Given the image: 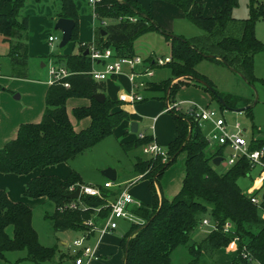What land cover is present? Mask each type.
<instances>
[{
    "label": "trees",
    "instance_id": "trees-1",
    "mask_svg": "<svg viewBox=\"0 0 264 264\" xmlns=\"http://www.w3.org/2000/svg\"><path fill=\"white\" fill-rule=\"evenodd\" d=\"M25 1L0 0V36L3 42L10 43L11 57L19 56L25 48L21 42L12 44L15 37L27 31L28 19H19ZM164 1L178 8L202 35L193 39L179 37L184 41L170 38L151 21L148 12L137 1L100 0L93 10L99 23L96 27L98 41L93 44L95 50L103 52L111 49L113 58L132 57L134 42L144 34L155 32L169 42L170 62L167 65L170 66L171 79L180 78L173 84L171 80L158 84V90L165 93L166 99L180 86L192 84L206 91L211 101H215L216 96L222 99L224 107L217 103L220 112L236 109L239 102L243 107L248 106L244 111L249 115L250 105L247 101L219 93L205 77L196 73L194 67L200 61L220 63L231 72L243 76L251 86L255 81L252 76L253 56L264 52V45L253 34L254 23L264 20V0H247V17L242 20L231 17L237 0H222L209 17L202 16V7L195 0ZM56 17L74 22L70 42L78 43L79 22L74 0H62ZM129 19L136 22L130 23ZM102 22L106 25L103 26ZM103 32L105 36H102ZM90 46L79 45L77 54L49 55L72 73L65 79L69 87L61 84L49 86L41 121L21 125L16 137L0 148V173L29 175L36 169L66 163L111 136L116 127L129 120L127 112L115 110L120 101L105 97L104 102L99 103L94 99V95L102 92L100 85L89 76L93 67ZM85 51L88 54L85 55ZM146 60L151 66V59L148 57ZM193 79L205 82L212 92ZM70 98L88 101L87 106L72 110L76 121L90 120L89 126L83 130L75 131L69 120L66 102ZM172 121L175 137L165 148L166 159L162 162L160 156L149 157L144 161L137 159L134 164L135 171L141 175L140 179L147 181L151 201L149 208L142 204L131 208L142 224L130 223L121 239L123 264H170L172 250L189 240L190 234L200 223V214L205 212L215 224V230L209 231L198 245L190 246V254L199 253L200 248L214 254L235 239L236 254L228 264H249L240 256L242 248L252 259L264 264V221L258 217V212L264 210V194L259 205L255 206L236 184L238 178L245 177L249 172L247 161L241 158L225 171L217 172L211 160L220 154V150L207 153L208 145L202 133L195 125L188 123L184 115L172 114ZM252 133L263 134V138L257 137L250 149L264 145V128ZM151 141L150 137L144 136L123 144L122 148L127 152ZM179 153L185 155L181 187L170 201L158 198L159 179ZM80 183V177L75 172L65 179L40 175L27 182L24 196L31 199L45 197L54 205V212L45 217L50 220L54 234L87 232V221L92 219L98 224L108 216L107 198L111 195L102 190L100 197L81 195L78 199H69L68 195L72 193L70 188ZM71 204L77 208L69 209ZM225 222L232 227L226 233L222 232ZM17 252H24L25 256L10 261L8 254ZM57 253V246L45 247L39 242L32 226L31 209L24 203L12 202L5 191L0 190V264H43L51 262Z\"/></svg>",
    "mask_w": 264,
    "mask_h": 264
},
{
    "label": "rangeland",
    "instance_id": "rangeland-1",
    "mask_svg": "<svg viewBox=\"0 0 264 264\" xmlns=\"http://www.w3.org/2000/svg\"><path fill=\"white\" fill-rule=\"evenodd\" d=\"M88 1L89 0H74L75 7L78 6L79 8L78 17L79 13H81L80 9L86 10V13L88 14L91 13V6ZM195 1L200 4L202 9L205 11L211 0ZM59 3L60 0H48V7L56 8L59 6ZM33 6L30 7L29 3H24L23 8L19 12V19L22 17H30L31 19L32 27L28 31L27 36H34L35 40L40 41L41 43L46 42L49 34L56 37L57 40L54 41L52 46H49L48 43V50L49 53H57L59 51L58 47L61 39V33L54 30V23L51 25L48 19L47 22L40 18L45 14L41 8L37 9V6ZM205 12L202 13L203 17L206 14H210L207 13V11ZM148 15L151 17L150 12H148ZM231 17L236 20H242L247 17V0H237V6L231 10ZM129 22L135 23L136 20H129ZM47 23H49L48 26L46 25ZM172 23L174 29L179 30L185 38L190 36L198 37L199 35H202V32L198 28L184 19L173 21ZM155 34L157 33L150 32L145 34L142 38L139 37L134 42V55H140V57H143L141 52V46L143 45L141 43L142 41L150 39L151 47L149 51H151V53H153L156 57L162 58L163 56H167L168 48L164 45L165 42H162V38H160L162 41H156L155 38H153L155 37ZM253 34L255 39L264 45V20H258L254 23ZM10 47V43L3 42L2 37L0 36V75L9 81L12 88L19 87L22 88L23 91L29 92V94L33 95L35 90L32 89L29 83H36L38 87L39 85L41 86L45 84L49 80L47 69L41 68L42 61L38 59H29L25 62L22 59H20L21 61H11L8 58ZM145 61L147 60L145 59ZM198 67L199 72H202V74L212 82L219 93L236 96L249 103V115H247L244 110L240 113L223 110L222 116L227 123L232 124L237 122L242 129H245V137L249 135L250 130L256 131L264 128V82H262L264 81V52H258L253 56L252 76L255 81L252 82L251 86L242 80L239 74L231 72L220 63L214 64L200 61ZM129 73V69L125 67L123 68L121 74L126 77L121 76L117 77L115 80L111 79L97 82L101 87L102 94L112 101L116 100L125 103L129 102L131 96V86L128 80ZM18 75L29 79L30 82L29 80L24 81L14 79V77ZM171 78L170 66L165 65L162 67H155L151 70V78L143 80L146 83L144 86V89L146 90L137 89L139 96L144 99L143 102L134 105L132 113L133 119L138 123L139 133L149 134L151 117L155 116L159 110L164 109L165 93L158 90L160 89V85L158 84L165 83L166 81L171 80ZM17 94L19 93L17 92ZM11 97L13 98V96ZM171 97V102H173V100L174 102H191L202 107L208 105L210 108L219 112L217 103L215 101H211L209 94L199 88L179 87L176 92L171 95ZM171 97L169 96L168 99H171ZM67 107L69 116L72 119V115L70 113V108L72 107L71 103H68ZM83 128L85 127H81V129ZM173 132L172 114L164 113L160 115L155 122V138L157 147L161 151H165V146L167 144L165 142ZM122 135L123 134H120L119 131L114 132L113 135L101 140L90 150L84 152L83 155L78 156V158H76L73 162L57 166L55 171L57 176L66 177L70 171L75 172L80 175L79 177H81L84 185L98 188L102 187L106 181H110L103 175L104 171L110 169L118 174V179L114 183L126 184L127 180L130 179L132 174L135 172L134 155L145 157L140 152L145 145L137 146V148H135L136 151L128 153L121 147V144H124V142L127 141V139H124ZM207 153H211V149H207ZM146 159L139 157V160L142 161ZM164 160L161 159L162 162ZM225 167L226 166L223 162L218 166H214L217 172L225 171ZM183 174L184 155L183 153H180L176 156L171 165L164 170L159 179L161 192L164 198L167 199L168 196L169 198H172L173 195H171L170 192L172 189L174 190L176 181L180 185L181 181L179 180L182 179ZM254 176L255 172L252 171L250 173V177L253 178ZM83 184L76 185L83 186ZM236 184L244 195L247 196L251 193L249 187L251 185V180H249L246 176L238 178L236 180ZM76 185L75 187H77ZM131 194H133L132 196H134V200L136 202H141L143 203L142 205L147 204L145 206L149 208L148 204H150L151 198L146 181H138L137 184L131 186ZM176 194H174V196ZM28 199L30 200L31 198ZM32 201L33 200L31 199L29 207L32 211V226L37 232L39 242L45 247L57 246L60 253L58 261L55 257L51 262L43 264H73L72 259L75 257V254L72 248H70V245L76 237V233L71 232L64 235L54 234L50 220L45 218L46 215H51L54 212V206L50 202ZM258 217L260 220L264 221V214H262V212H258ZM202 219L210 221L207 212L200 214L199 221ZM129 224L130 223L127 221L120 222L119 229L116 231L115 235L107 236L103 239L106 241L104 242L107 245L108 254H112V259L109 264H120L117 259V255L121 254V252L116 238L128 230ZM208 232L209 227L200 225L195 227L193 232L190 234L189 240L185 244L178 245L172 250L170 254V264H228L236 254L237 244L235 239H233L226 248L217 250L214 254H209L206 250L201 248L199 253L195 255L190 254V246L198 245ZM59 239L67 241L68 244L64 245V248H60L62 246L58 242ZM244 241H246V239H244ZM24 254V252H22V254L21 252L11 253L8 254V259L13 261L15 260V256H17V258H21ZM107 255H103V260ZM59 260L62 261L58 263ZM21 264L34 263L22 262Z\"/></svg>",
    "mask_w": 264,
    "mask_h": 264
},
{
    "label": "crops",
    "instance_id": "crops-1",
    "mask_svg": "<svg viewBox=\"0 0 264 264\" xmlns=\"http://www.w3.org/2000/svg\"><path fill=\"white\" fill-rule=\"evenodd\" d=\"M134 1H137V3H139V6L141 8L150 12L151 13V17H150L151 21L155 25H157L160 29H162L164 32L168 33L169 35H173V36L180 37L183 39L196 38V37H191V36L185 38L182 35V33L179 32V30L174 29V26L172 23L173 21L182 20V19L186 20V19L184 17V14L178 8L172 6V4H170L166 1H163V0H134ZM221 1L222 0H211L208 8L205 10V11H207V13H210V14L204 15V17L211 16L214 9L218 6V4ZM25 3H29L30 7H32L34 4V6H37L36 7L37 9L41 8L45 12V14H44V16H41L40 18L44 21H47V19H48L50 24L53 25V23H55V21L58 19L56 17V15L59 13V11L61 9L62 0H60L59 6L56 8L48 7V0H39V1L27 0V1H25ZM78 9L79 8L77 6L76 7L77 12H78ZM205 11L203 10L202 13H204ZM80 12L81 13H79V17H78V22H79L78 43L74 44V43L70 42L64 48L58 47L59 51L57 53H53V54L49 53L48 48H49V46H52V44L54 42L51 45L49 44V46H48V40H47L48 38L46 39V42L41 43L40 41L35 40L34 36H31V35L27 36V33L31 29L32 25H31L30 17H26L28 19L27 31L23 32L20 35V37L17 36L12 40V44L18 43V42L24 43L25 48H24V50L20 51L19 56L15 55V56L11 57L8 54V58L11 61H15V60L21 61L20 59H22L24 62L26 60H29V59H38V60L42 61L41 68H46L47 73H48V63H49V60L51 59L49 57V55L64 56V55H70V54H77L79 45H84V44L93 45L95 42L98 41V35L96 33V27L98 26L99 23L96 21V18L93 14L92 8H91L90 14L86 13V10H84V9H80ZM46 25L48 26L49 23H47ZM49 36H52V35L49 34ZM102 36H105L104 32L102 33ZM144 36H145V34L142 35L141 38ZM154 36L155 37H153V38H155L156 41H162L163 40L162 42H165L164 45L168 48V55L163 56L162 58H164V57L170 58V56H169V42L164 40V38L159 34H155ZM160 38H162V40ZM145 41H142V43H141L143 45V46H141V52L143 54L142 55L143 57H140V55H137L142 59V64L137 66L138 71H140L144 68H148L151 71L153 68L158 67L155 65H151V66L148 65V63L145 61L146 58L149 57L151 60L155 59V58H161V57L154 56L153 53H151V51H149V49L151 47V45H150L151 40L149 39V40H145ZM137 52H138V50H137ZM111 59H115V58L112 57ZM105 62H106V60H102L100 62H97L94 68L97 70H100L103 67V64ZM203 62H209V61H203ZM209 63L215 64V62H209ZM163 66H165V65H163ZM198 66H199V63L194 67L196 73H198L199 75L206 78V76H204L202 74V72H199ZM159 67H162V66H159ZM121 76L126 77L125 75H122L120 73L118 75L112 76L111 78H109L107 80H111V79L115 80L117 77H121ZM48 77H49V73H48ZM149 78H151V76L147 77V78H143V80L149 79ZM14 79L24 80V81L29 80V79H26L25 77H21L20 75L14 77ZM179 79L180 78H173V79H171L170 83L173 84ZM49 80H50V77H49ZM49 80L45 84H43L41 86L39 85V87L36 83H29L30 86L32 87V89L35 90L33 95H32V94H29V92L23 91L22 88H19V87L12 88V86H10V84H9V81L4 79V77H2L0 75V148H2L4 145H6L8 142L12 141L16 137L17 131L21 125H23V124H36V123H39L41 121L44 110H45V96H46L47 90L50 86L48 83ZM208 81L212 84V82L210 80H208ZM29 82H30V80H29ZM145 85H146V83L144 82V86ZM144 86H143V88H141V90L142 89L146 90V89H144L145 88ZM182 87H186V88L192 87V88H199V89L203 90L201 87H198V86H195L192 84H189L187 86H180V88H182ZM213 87L216 90L214 85H213ZM150 91H156V90H150ZM17 92L19 94H17ZM134 93H136L139 96V94L137 93V90L134 91ZM11 96H13V98ZM166 100L170 101V100H172V97H171V99L165 98L164 105H165ZM113 101H116V100H113ZM143 101H144V99L142 97H141L140 101H135V102H131L130 100H129V102H126V103L120 101V103H122V104H120L119 106H117L115 108V110H123V111L127 112L129 115L128 121L122 122L118 127H116L113 130V133L119 131L120 134H123L122 135L123 138L127 139V141L124 142V144L128 143V142L135 141L140 136L141 137L147 136V137H150L152 139V141L157 145L156 138H155V136H156L155 122L160 115L164 114V112H163V110H159L155 116L151 117V125L149 127V132H150L149 134L139 133L138 132V123L133 119L132 113H133L134 105H136L137 103H141ZM20 102H22V103H20ZM173 102H174V100H173ZM68 103H71L72 107L70 108V113L72 115V110L74 108L81 107V106H87L88 101L84 100V99L70 98L66 102L67 115L69 117V120H70L74 130L80 131L81 127L87 128L90 124V120L88 118L82 119L80 121H76L75 118L73 117V115H72V119L70 118L69 112H68V107H67ZM176 103H179L181 109L184 110L187 107V103H191V102H176ZM205 106L209 107L208 105H205ZM200 107H202V106H200ZM242 107L243 106H241V104L239 102L236 103V109L242 108ZM226 111H228V110H226ZM230 112H232V111H230ZM131 123L136 124V131L135 132L131 131ZM172 123H173V121H172ZM87 124H88V126H87ZM85 128H83V129H85ZM83 129H81V130H83ZM173 129H174V132L171 134V136H169L167 138V140L165 142L167 144L170 141H172L175 137L174 123H173ZM250 131L252 132V130H250ZM113 133H112V135H113ZM167 144H166V146H167ZM122 145L123 144H121V147H122ZM166 146H165V148H166ZM208 149H211V153H214L217 151V149L215 147H212L209 145H208ZM132 151H136V149H132V150H129L127 152L130 153ZM140 152L145 157L134 155V159H135L134 164H135L136 160L139 159V157L145 158V159L149 158V157H147V155L143 154L141 150H140ZM83 153L77 155L74 159L69 160L66 163H61V164H69V163L73 162L76 158H78V156L83 155ZM183 155H184V153H183ZM215 157H218V155H216ZM184 159H185V155H184ZM221 163H222V161L220 158V162L218 165H220ZM61 164L49 166V167H46L44 169H36L29 175H14V174L0 173V190L5 191L7 197L12 202H21V203H24L26 206L30 207L31 199L29 200L27 197L24 196V190H25V186H26L27 182L29 180H31L32 178L38 177L40 175H45V176H55L56 175V177H58L55 171H56V167L61 165ZM225 169H227V167H225ZM70 173H71V171L69 172V174ZM67 176L66 177L60 176L58 178L65 179V178H67ZM183 176H184V174H183ZM140 177H141V175L135 171L134 174H132V177L127 180L126 184L125 183L124 184H116L114 182L117 181L118 174H117V172H115V181H111L113 183L112 188L104 189L103 186L98 187V188L96 187V188L99 190L100 193L102 190L107 191L111 195L109 198H107L108 201H113L116 198V196L119 194V192L122 189H124L126 186H129V193L131 194V186H133L134 184H137L138 181H142V179H140ZM246 177L249 180H251V184H252V181L254 179L251 178L250 176L249 177L246 176ZM182 179H183V177H182ZM182 179L179 181L182 182ZM80 180H81L80 184H83L81 177H80ZM143 181H146V180H143ZM106 182H108V181H106ZM181 182L179 185L176 181L175 186H174L175 187L174 190L172 189L170 192L171 195L174 196V194H176L179 191V189L181 187ZM83 186H86V185L83 184ZM90 187H92V186H90ZM159 188H160V183H159ZM131 195H133V194H131ZM157 196H158V198L162 197L163 199H165L167 201H170L169 199L173 198V196H172V198H169V196L167 199L164 198L163 194L161 192V188H160V194L157 191ZM132 197L134 198V196H132ZM32 200L38 201V202H49V201H47V199L45 197L32 199ZM137 203H139V205L143 204L141 202H137ZM145 205H147V204H145ZM120 222H123V221L118 222V228L116 230L107 232V233L102 234V235H100L97 231H93L91 233L90 232L88 233L86 231L85 232H83V231L75 232L76 237L73 240L78 239V238L82 237L84 234L88 233L87 239L85 240V245L89 246L93 250V257H91L88 260L84 259V264H109L110 263V261L112 259L111 258L112 254H108L107 245L105 244L106 241L103 239L107 236H114L116 231H118V229H119V223ZM98 225H99V223H98ZM71 232L72 231H67V232H62V233H58V234L64 235V234H69ZM125 233L126 232H124L123 234L119 235V237L116 238V241L118 242V245L120 248L119 250L121 252V254L117 255V259L119 260L120 264L124 263V252L121 248L120 242H121V239ZM58 242L62 246L60 248H64V245L68 244L67 241L60 240V239L58 240ZM57 249H58V253H57L56 258L58 261V258H60V253H59L58 247H57ZM21 254H22V252H21ZM103 255H107L106 258H104V260H103ZM24 256H25V254H24ZM23 257H21V258H23ZM76 258H77V256H75V259ZM14 259L15 260L18 259L17 256H15ZM75 259H72L73 264H75L74 263ZM60 261H62V260H59L58 263H60Z\"/></svg>",
    "mask_w": 264,
    "mask_h": 264
},
{
    "label": "built area",
    "instance_id": "built-area-1",
    "mask_svg": "<svg viewBox=\"0 0 264 264\" xmlns=\"http://www.w3.org/2000/svg\"><path fill=\"white\" fill-rule=\"evenodd\" d=\"M100 0H89L92 10L95 8V4ZM94 14V13H93ZM131 21L135 19H129ZM105 26L106 23L102 22ZM57 38L53 36L48 37V43L51 45ZM91 59L93 60V67L89 72V76L92 80L96 82L105 81L114 75H118L122 72L123 68H128L130 73L128 75V80L131 86V96L130 101H140L141 97L138 96L134 91L141 89L144 86L143 78L151 76V71L148 68H144L140 71L137 70V66L142 64V59L134 55L132 57L124 58H112V50L106 49L103 52L95 50L94 46L91 45L90 48ZM106 60L103 67L100 70L95 69L97 62ZM170 62L169 57L155 58L151 60V64L155 66H163ZM48 73H49V85L61 84L65 88L69 85L65 82V79L72 75L65 66L61 63L56 62L53 58L49 60L48 63ZM164 113L171 114H182L184 115L188 123L195 125L202 133L207 145L215 147L220 150L218 157L225 164L227 168L231 167L237 160L243 158L247 161L249 172L246 176H250L252 171L255 172V177H253L252 184L250 185L251 193L247 195L249 201L258 206L262 195L264 194V145L259 146L255 149H250V145L255 141L257 137H262L263 134H253L251 131L249 135L245 137V129H242L237 122L232 124L227 123L222 112H218L210 107H200L194 103H187V107L182 110L179 103L171 102L169 100L165 101ZM261 131V130H260ZM139 138H142L141 136ZM142 153L147 155V157L160 156L161 159H165V152L161 151L157 145L151 141L149 144L145 145L141 149ZM113 187V183L108 181L103 185L104 189H110ZM79 189V197L81 195L100 197V192L95 187L90 186H78L77 188L71 187L70 191L74 192ZM109 207V214L98 224H95L92 219L87 221L85 225L89 227L88 233L97 231L100 235L105 234L110 231H114L118 228L119 221H127L129 223L142 224L140 220L131 212L132 207H138L137 203L132 195L129 193V186L122 189L113 201L107 202ZM69 209H76L75 204L68 206ZM98 211V209H96ZM264 214V210H260ZM200 226L209 227V231L215 230V224L206 219H202L199 223ZM231 230V224L225 222L222 225V232L226 233ZM87 234L82 237L72 241L70 248H72L75 256V264H84V259L88 260L93 257V250L85 245V240L87 239ZM79 256V257H78ZM240 256L246 259L249 264H261L258 261L252 259L242 248Z\"/></svg>",
    "mask_w": 264,
    "mask_h": 264
},
{
    "label": "water",
    "instance_id": "water-1",
    "mask_svg": "<svg viewBox=\"0 0 264 264\" xmlns=\"http://www.w3.org/2000/svg\"><path fill=\"white\" fill-rule=\"evenodd\" d=\"M74 28V22L72 20L69 19H64V18H58L55 23H54V30L59 31L61 33V39H60V43H59V48H64L66 45H68L70 43L71 40V35H72V30ZM170 38H175L178 39L180 41H184L183 39H180L179 37L173 36V35H169ZM85 55L88 54V51H85L84 53ZM240 78L242 80H244L243 76L240 75ZM196 83H198L200 86L204 87L205 89H207L209 92H212V89L203 81L199 80V79H193ZM94 99L99 102V103H103L105 100V95L102 93H98L96 95H94ZM216 103H218L220 106L224 107V102L222 101V99H220L219 97L216 96L215 98ZM246 108H248V106L246 107H242V108H237V109H232V110H228V111H232V112H237L240 113L243 110H245ZM227 110V109H226ZM131 131L135 132L136 131V124L135 123H131ZM220 162V158L219 157H215L211 160V164L213 166H217ZM103 175L109 179L110 181H115V172L113 170H106L103 172ZM79 189H76L74 192H72L70 195H68L69 199H78L79 198ZM263 198V195H262Z\"/></svg>",
    "mask_w": 264,
    "mask_h": 264
}]
</instances>
